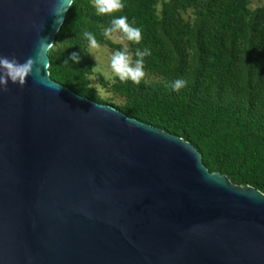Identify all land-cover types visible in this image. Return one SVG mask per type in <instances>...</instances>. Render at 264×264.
<instances>
[{
  "label": "water",
  "instance_id": "1",
  "mask_svg": "<svg viewBox=\"0 0 264 264\" xmlns=\"http://www.w3.org/2000/svg\"><path fill=\"white\" fill-rule=\"evenodd\" d=\"M52 5L0 0V55L24 62L38 36L54 42L67 12L54 25ZM46 62L45 83L0 91V264H264V193Z\"/></svg>",
  "mask_w": 264,
  "mask_h": 264
},
{
  "label": "trees",
  "instance_id": "2",
  "mask_svg": "<svg viewBox=\"0 0 264 264\" xmlns=\"http://www.w3.org/2000/svg\"><path fill=\"white\" fill-rule=\"evenodd\" d=\"M129 22L142 30L145 68L167 78L183 79L186 88L209 92L243 94L245 107H208L198 110L197 101L183 95H144L126 90L127 103L117 107L100 101L84 84L88 70L77 45V37L98 25L108 26L111 16L99 17L74 0L60 31L75 28L72 50L49 53L50 77L73 91L114 106L129 117L158 127L193 144L211 172L225 174L236 185L252 186L264 193V9L251 11L248 0H172V6L158 19L155 0H123ZM171 3V2H170ZM196 12L185 22L181 8ZM194 55L188 62L187 50ZM73 53L79 62L71 60Z\"/></svg>",
  "mask_w": 264,
  "mask_h": 264
},
{
  "label": "rangeland",
  "instance_id": "3",
  "mask_svg": "<svg viewBox=\"0 0 264 264\" xmlns=\"http://www.w3.org/2000/svg\"><path fill=\"white\" fill-rule=\"evenodd\" d=\"M88 10L93 12L96 16V10L93 7V0H81ZM171 2V3H170ZM172 0H155V13L158 19H161L165 14V10L172 6ZM248 7L251 11L258 9H264V0H248ZM181 17L185 22L194 21L196 18V12L191 7H182L180 9ZM106 17V16H99ZM109 17V16H107ZM96 31H101L97 26ZM75 28L70 27L65 29L62 33L56 35L55 41L57 46L53 51L65 54L72 50V42L75 40ZM97 40L102 45V51L99 54H95L96 58L89 54V42L84 35L78 36L76 41L79 47L80 54L85 59L87 64L86 77L84 84L88 91L97 97L100 101L113 104L117 107H124L127 103L125 96L126 90H132L135 93L144 95H183L187 101H197L199 103L198 110L204 109L209 105H215L216 107H230L233 109H242L245 107L244 97L242 93L235 91H220L217 87H213L209 92H203L196 90L193 87L189 89L186 86L182 87L179 91L174 90L170 85L176 81V78H167L161 74L150 72L145 68L146 77L139 84H135L129 81H121L118 78L109 75V58L110 55L117 50H120L121 45L114 44L110 40H106L102 35ZM130 50L133 52L136 48L142 50V44H130ZM193 50L188 49L186 57L188 62L193 57ZM97 59V60H96ZM259 117L264 115V110L253 111Z\"/></svg>",
  "mask_w": 264,
  "mask_h": 264
},
{
  "label": "clouds",
  "instance_id": "4",
  "mask_svg": "<svg viewBox=\"0 0 264 264\" xmlns=\"http://www.w3.org/2000/svg\"><path fill=\"white\" fill-rule=\"evenodd\" d=\"M74 0H53L51 15L54 16L56 24H62L64 14L72 7ZM93 7L99 16H111L112 19L108 26L98 25L101 35L114 44L121 45L120 50L114 51L109 58V75L121 81H131L139 84L146 77L145 57L151 55L149 49L141 50L136 48L130 50V44H140L143 39L142 30L134 26V22H129L126 15L116 16L122 12L125 5L123 0H93ZM42 29L38 28L37 31ZM57 31L59 28L56 29ZM84 36L89 42V54L96 58L95 54L102 51V45L92 32H85ZM57 42H52L48 37L38 36L36 52L34 56L28 57L24 62H20L15 56L8 57L0 55V91H8L9 81L13 85L21 88L27 84L29 77L38 78L40 83H45L41 75V66L48 75V54L53 51ZM71 60L79 62L77 53H73ZM97 60V59H96ZM186 86V81L178 79L170 87L179 91Z\"/></svg>",
  "mask_w": 264,
  "mask_h": 264
}]
</instances>
